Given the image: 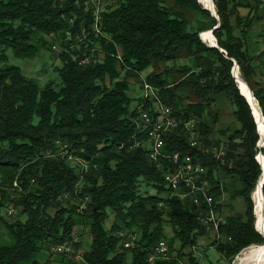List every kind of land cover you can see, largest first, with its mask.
Segmentation results:
<instances>
[{
    "label": "trees",
    "instance_id": "obj_1",
    "mask_svg": "<svg viewBox=\"0 0 264 264\" xmlns=\"http://www.w3.org/2000/svg\"><path fill=\"white\" fill-rule=\"evenodd\" d=\"M214 2L220 20L199 0H117L104 14L103 35H92L81 49L55 52L52 38L71 27V17L84 14L74 0H0V60L7 59L9 48L29 59L45 48L63 62L57 67L61 83L45 87L20 66L0 68V241L6 230L12 239L0 242V264H41L44 252L50 254L45 264H150L149 254L162 240L168 243L169 257L155 264H201L192 246L207 234L198 214L209 207L198 208L179 197L159 205L166 191L164 169L150 159L146 134L139 130L141 114L132 104L129 78H140L151 68L145 81L183 120L199 119L206 145L222 144L212 138L214 129L206 118L210 108L222 95L235 106L240 126L224 131V161L192 147L185 130L167 138L168 151L191 154L208 167L219 214L227 194L242 196L248 204L245 214L229 216L222 224L225 240L211 244L219 254L212 264H232L246 248L264 244L252 199L262 174L257 156L264 147L258 146L257 122L233 75L236 60L264 114V82L258 79L260 64H255L259 58L264 66V51L257 54L251 42L255 25L264 21V0ZM241 8L248 13L243 15ZM219 21L213 35L224 51L200 36ZM260 35L264 39V27ZM73 53H88L92 62L79 65ZM183 58L189 61L180 67L168 64ZM57 140L69 143L89 164L88 173L78 161L47 155ZM64 193L70 198L60 199ZM87 196L81 211V198ZM11 205L18 210L14 218L6 215ZM111 214L115 221L108 227ZM165 223L171 224L173 237L166 235ZM82 225L91 235L88 249L81 250L79 241L74 253L53 251L78 236ZM130 232L138 238L126 247Z\"/></svg>",
    "mask_w": 264,
    "mask_h": 264
},
{
    "label": "built area",
    "instance_id": "obj_2",
    "mask_svg": "<svg viewBox=\"0 0 264 264\" xmlns=\"http://www.w3.org/2000/svg\"><path fill=\"white\" fill-rule=\"evenodd\" d=\"M77 7L83 10V16L79 18L77 15L70 18L71 27L67 28L63 33L55 35L53 40V51L71 52L72 49H81L83 43L92 35H103L104 14L117 6V0H74ZM79 23V27L76 24ZM99 42L96 48H100ZM92 55L85 53L82 57L73 53V59L78 61L79 65H88L92 62ZM144 95L141 100L137 101V107L141 114V122L139 124L140 133L146 134L144 142L148 146L151 160L158 163V167L164 169L167 177L166 191L161 195L160 206L164 205L166 199L179 197L183 201H191L199 204L200 208L208 205L209 210L206 213L200 212L198 216L200 221L207 229V234L200 237L197 245L192 246V250L199 255L201 253L200 244H218L225 237L221 231L222 224L227 222V218L221 216L215 208V198L210 193L211 182L208 178V167L202 161L194 158L191 154H183L180 151H168V136L176 131L185 130L188 141L192 147H196L207 153H212L214 157L224 161L226 155L225 144L206 145L199 134V119L195 116L183 120L173 110L171 106L166 104L159 95L158 89L152 84L145 81L142 86ZM140 145V144H139ZM55 149L47 153L49 157L65 155L69 160L78 161L81 164L83 173L89 172V164L74 154L69 143L57 140ZM259 156V155H258ZM257 156V158H258ZM81 182L79 183L80 186ZM15 186L18 183L15 182ZM198 192L206 193V201L198 200ZM14 198V197H12ZM70 198L69 193H64L60 199L67 200ZM89 197L81 198L79 210L87 207ZM8 218H14L18 214L15 206L5 208ZM211 219H218V226H211ZM124 235V233H120ZM129 239L125 241V246L129 247L134 244L138 238L133 232L129 233ZM231 238V237H229ZM208 239V240H206ZM80 239L76 236L73 239L66 240L63 243L54 246V252H76L75 244ZM170 248L166 240L160 241L149 254L148 262L155 264L160 259L169 257ZM76 258L81 260L80 254H76Z\"/></svg>",
    "mask_w": 264,
    "mask_h": 264
},
{
    "label": "rangeland",
    "instance_id": "obj_3",
    "mask_svg": "<svg viewBox=\"0 0 264 264\" xmlns=\"http://www.w3.org/2000/svg\"><path fill=\"white\" fill-rule=\"evenodd\" d=\"M248 11H249L248 8H241V13L243 15H246L248 13ZM263 27H264V21L260 20L255 25V28L252 31L253 37H252L251 42H252V46H254V51L257 54L264 51V39L260 35L262 33ZM6 54H7V59L0 60V68H5L8 65L20 66L22 68V70L28 76L35 78V80L38 82V84L41 87H45L47 84L52 83V82L55 85H59L61 83V77L59 75V71H58L57 67L58 66L62 67L63 62L61 59L58 58V56L53 51H49L45 48H42L41 52L36 57L30 58V59L17 56L12 48L7 49ZM263 59H264V56H263ZM188 61H189V59L183 58V59L178 60L175 64L173 62L168 63V64L170 66L176 65V66L180 67L182 64H184ZM255 64H260V66L257 67V72H258V79L261 80V78L264 77V66H263L262 59L257 58ZM162 65H164V64H162ZM152 71H153L152 68L147 69L146 71H144L142 73L140 78H135V77L129 78L130 94H131V96L135 97V99L132 103L133 105L137 104L138 98L143 97L144 89H142V85L145 82L146 76L149 73H151ZM123 76H124V73H123ZM179 76H180V74H179ZM262 81L264 82V78H262ZM220 98L224 99L225 101L224 102H218V104H220V105L225 104L227 108H229L231 105L232 109L234 110L235 106L232 105V103L229 101V99L226 95H222V96H220ZM218 104L215 103L210 108L209 113L206 116L207 120L211 121V123H213L212 121H213L214 115L216 114V112L219 113L218 121L214 122L213 129H215L216 123H218L219 119H221V115L225 109V108L223 109L220 107H219L220 109H218V107H217ZM225 114H227L226 111H225ZM143 188L145 189V186H143ZM148 189H149L150 193H152V194L156 193V189L154 187H149ZM243 199H244V201L246 203V207H247L248 204H247L244 197H243ZM252 199L254 202V210H255L254 193L252 194ZM246 211H247V208H246ZM255 213H256V211H255ZM22 218H25V217L22 216ZM114 221H115L114 214H111V216L108 219V221L106 222V224L108 225V227H111ZM82 227L84 228V230L85 229L86 230L83 231V229H81V226H79L78 231H77L78 238L80 239L81 250L85 249L82 247L83 245L85 247L86 245L91 244V235L89 232V228H87L85 225L84 226L82 225ZM80 232H82V233H80ZM165 233L168 236V238L173 237L174 232H173V229H172L170 223H165ZM206 240H208V239H206ZM11 241H12L11 236H10L9 232L6 230L5 238H3V241H0V242L6 244V243H10ZM178 244L179 243H177V246H179ZM200 246H201L200 247L201 253L198 256L200 257L201 264H212V263L218 262L219 254L216 252L215 248L211 244H200ZM248 249H249V247L247 249H245V251L243 250L234 259L232 264H237L239 257H242L243 254L248 251ZM205 250H207V254L204 253ZM42 254L43 253L40 254L39 258L42 256ZM131 260H132V254L128 253V261H131Z\"/></svg>",
    "mask_w": 264,
    "mask_h": 264
},
{
    "label": "bare ground",
    "instance_id": "obj_4",
    "mask_svg": "<svg viewBox=\"0 0 264 264\" xmlns=\"http://www.w3.org/2000/svg\"><path fill=\"white\" fill-rule=\"evenodd\" d=\"M201 1L209 7L212 6L213 0H201ZM203 37L207 41H210V42L216 41L213 33H211L210 31L204 32ZM238 83L240 84L241 90L244 92V94H246L247 96L250 97V91H249V88L247 87V85L241 81H239ZM255 112L257 114V118H259V116H260L259 112L256 109H255ZM259 125L262 126V120L261 119H260ZM58 156L65 157V155H58ZM66 159L69 160L68 158H66ZM150 159H151V157H150ZM262 162L264 165V159ZM164 178H165L164 183L167 184V177L165 176V173H164ZM263 181H264V176H263ZM198 200L199 201H206V193L205 192H198ZM254 200H255V210H256V217H257V219H256L257 229L264 235V216H263L264 195H263V192L261 190V186H258L256 188V190L254 191ZM195 205H197L198 208H200L199 204H195ZM198 220H200L199 216H198ZM211 226H218V219H211ZM237 264H264V245L263 244H255V245L253 244L252 246H250L248 251L245 252L242 257H239Z\"/></svg>",
    "mask_w": 264,
    "mask_h": 264
},
{
    "label": "crops",
    "instance_id": "obj_5",
    "mask_svg": "<svg viewBox=\"0 0 264 264\" xmlns=\"http://www.w3.org/2000/svg\"><path fill=\"white\" fill-rule=\"evenodd\" d=\"M264 78V77H262ZM225 100L222 98H219L217 101L218 102H224ZM218 109L220 108H225L222 115H221V119H219V122L216 123L212 138L213 139H217V140H222L221 143L225 142V139L227 137L228 134H225L224 131L231 128V129H235L238 128L240 126L239 122L237 121V119L235 118V116L233 115V109L230 105L229 108L226 107L225 104H218ZM220 107V108H219ZM225 111L227 112V114H225ZM234 117V118H233ZM210 124L213 126V123ZM223 209L221 212V216L228 218L229 216L235 215V214H244L246 212V203L243 199L242 196H236V197H232L231 194H227L226 197L223 199ZM81 229L84 230V228L81 226ZM82 233V232H80ZM90 246V244L86 245L84 247V245L82 246L85 249H88ZM50 258V254L47 252H44L42 254V256L39 258L40 263L41 264H45ZM52 264H63L62 262H58V261H53Z\"/></svg>",
    "mask_w": 264,
    "mask_h": 264
},
{
    "label": "water",
    "instance_id": "obj_6",
    "mask_svg": "<svg viewBox=\"0 0 264 264\" xmlns=\"http://www.w3.org/2000/svg\"><path fill=\"white\" fill-rule=\"evenodd\" d=\"M199 2L202 3V5L204 6L205 9H208V10L212 13V15H214L215 17L218 18V20H220V17H219V15H218V13H217V10H216V4H215L214 0H213V2H212V6H211V7L205 5L201 0H199ZM220 26H221V22L219 21V23L217 24V26H215L213 29H211V30H209V31H210L211 33H213V30L219 28ZM204 32H207V31L200 32V36H201L202 40H203L208 46H210V47H214V48H218L219 50L224 51V49L221 48V47L218 45L217 41H215V42L207 41V40L203 37V33H204ZM214 37H215V36H214ZM215 39H216V38H215ZM233 75H234V77L236 78L237 83H238L239 81H241V82H243L244 84H246L247 87L249 88V91H250V97L247 96L246 94H244V92L241 90V86H240V84L238 83L239 88H240V91H241V94H242L243 96L246 97V99L248 100V103L250 104V106H251V108H252V111H253V114H254L255 120H256V122H257L258 131L260 132V135H261V139H260V141H259L258 146H259L260 148H263V147H264V114H263V110H262V108L259 106V103L257 102V98H256V96H255V93H254L253 89L250 87V85L248 84V82H247L246 80H244L242 77H240V66H239V63H238L236 60H235V66H234V68H233ZM254 108L259 112V115H260L259 118H257V114H256ZM260 119L262 120V126H263V127H262L261 125H259V123H260ZM258 155H259V156H258V161H259V163L261 164V167H262V174H261V176H260V178H259V180H258V185H257V187H258V186H261V190H262L263 195H264V181H263V176H264V165H263V162H262L263 159H264V153H263L262 151H260V153H259ZM255 211H256V210H255ZM263 216H264V203H263ZM256 229H257V221H256ZM257 230H258V229H257ZM258 231H259V230H258ZM259 232H260V231H259ZM260 233H261V232H260ZM261 235H263V234L261 233ZM263 237H264V235H263ZM263 245H264V244H263Z\"/></svg>",
    "mask_w": 264,
    "mask_h": 264
}]
</instances>
